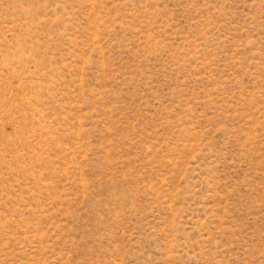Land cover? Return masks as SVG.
I'll use <instances>...</instances> for the list:
<instances>
[{
    "label": "rangeland",
    "instance_id": "rangeland-1",
    "mask_svg": "<svg viewBox=\"0 0 264 264\" xmlns=\"http://www.w3.org/2000/svg\"><path fill=\"white\" fill-rule=\"evenodd\" d=\"M0 264H264V0H0Z\"/></svg>",
    "mask_w": 264,
    "mask_h": 264
}]
</instances>
